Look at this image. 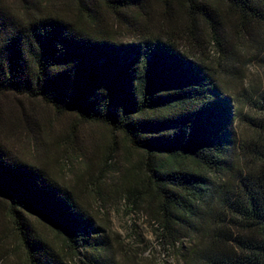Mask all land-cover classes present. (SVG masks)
<instances>
[{
    "label": "trees",
    "instance_id": "trees-1",
    "mask_svg": "<svg viewBox=\"0 0 264 264\" xmlns=\"http://www.w3.org/2000/svg\"><path fill=\"white\" fill-rule=\"evenodd\" d=\"M105 1L116 13L128 8L124 0ZM131 1L147 18L143 1ZM174 1L186 8L189 47L174 30L173 0H163L165 23L157 30L134 27L138 40L128 43L93 12L87 16L96 27L89 29L57 15L20 16L0 4V95L103 124L151 157L146 209L164 244L197 237L195 264H264V142L255 150L241 142L235 99L218 70L223 64L207 52L217 46L227 52L233 39L226 30H239L235 40L242 44L252 40L256 26L264 29V0ZM198 20L212 44L197 37ZM255 42L264 51V36ZM257 126L264 134V120ZM0 200L26 264H126L72 189L1 143ZM29 217L60 236L63 248L39 234Z\"/></svg>",
    "mask_w": 264,
    "mask_h": 264
},
{
    "label": "rangeland",
    "instance_id": "rangeland-1",
    "mask_svg": "<svg viewBox=\"0 0 264 264\" xmlns=\"http://www.w3.org/2000/svg\"><path fill=\"white\" fill-rule=\"evenodd\" d=\"M142 1L147 18L130 6L131 0H124L128 8H120L117 13L105 0H0V4L20 16L57 15L89 29L96 27L87 16L93 12L102 26L116 30L118 40L128 43L138 40L134 27L147 24L149 30H157L167 19L163 0ZM216 4L219 10L226 11L225 5ZM170 6L174 30L180 32L178 37L181 35L189 47L192 42H186V26L190 24L186 8L174 0ZM167 28L166 23L164 30ZM238 31H225L226 37L233 39L225 47L226 53L217 51L218 46L207 52L216 63L220 60L223 64L218 70L223 69L220 73L224 90L235 99L241 142L248 149H261L264 134L257 124L264 120V51L255 40L264 36V29L256 26L252 30L255 36L244 44L235 40ZM195 33L212 44L211 32L200 20ZM0 143L24 163L45 169L62 187L72 189L79 204L106 228L126 264H195L196 251L202 245L194 234L174 247L162 242L155 219L146 209L150 182L145 168L152 158L134 149L122 134L100 123L84 122L75 114H57L39 100L6 94L0 95ZM239 166L240 171L242 165ZM212 179L220 183L217 176ZM29 219L39 234L56 248H63L62 238L45 223ZM0 264H26L8 206L1 200Z\"/></svg>",
    "mask_w": 264,
    "mask_h": 264
}]
</instances>
